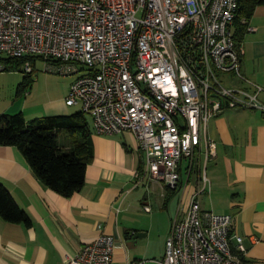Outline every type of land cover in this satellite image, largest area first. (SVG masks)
<instances>
[{"label":"built area","instance_id":"1","mask_svg":"<svg viewBox=\"0 0 264 264\" xmlns=\"http://www.w3.org/2000/svg\"><path fill=\"white\" fill-rule=\"evenodd\" d=\"M238 7L239 0H0V56L36 59L22 66L27 74L37 59L60 75L82 72L66 104L80 107L99 136L132 134L146 173L174 190L183 160H191L190 174L202 144L206 162L216 155L212 119L228 109L264 119V90L243 74L244 51L234 38ZM220 74L244 87L227 86ZM200 181L208 182L206 168ZM200 193L172 221L154 262L250 264L242 238L231 233L232 216L204 211ZM115 246L114 236L102 234L65 264H112Z\"/></svg>","mask_w":264,"mask_h":264},{"label":"crops","instance_id":"2","mask_svg":"<svg viewBox=\"0 0 264 264\" xmlns=\"http://www.w3.org/2000/svg\"><path fill=\"white\" fill-rule=\"evenodd\" d=\"M239 46L244 51L243 74L264 90V5L257 7L248 20ZM231 82V87H244L236 79ZM69 91L70 87L58 99L35 104L31 102L34 89H18L16 99L0 105V116L22 113L28 122L39 117L75 114L81 110L74 111L75 106L66 104ZM260 100L264 104V91ZM90 122L94 158L87 166L83 189L70 198L46 187L16 147L0 145V182L31 219V225L26 226L9 223L0 216V264H65L68 257L102 234L116 238L112 264H156L154 261L165 253L172 221L184 215L192 196L199 191L204 211L232 216L231 233L242 238L246 260L264 264L261 112L228 109L212 119L208 136L216 143V155L206 162V147L202 144L193 156V171L186 180L183 165L186 163L187 171L191 160H183L176 193L146 173L145 159L132 134L99 136ZM203 168L208 180L205 186L200 181ZM155 194L163 199L161 207H153ZM176 196L178 207H167ZM146 206L150 212L145 210ZM165 212L167 223L154 234L152 227ZM233 245L237 246L235 239Z\"/></svg>","mask_w":264,"mask_h":264},{"label":"trees","instance_id":"3","mask_svg":"<svg viewBox=\"0 0 264 264\" xmlns=\"http://www.w3.org/2000/svg\"><path fill=\"white\" fill-rule=\"evenodd\" d=\"M263 5L264 0H239L234 21V38L238 46L247 30L248 20L255 9ZM28 60L36 61L31 57L0 56V65L4 66L1 72L24 73L19 92L26 91L32 82L34 73L27 74L22 70ZM91 133L87 115L82 111L68 116L34 118L28 122L22 113L0 116V145L16 147L36 177L46 187L65 198L80 192L85 185L87 166L94 158ZM179 188L178 186L170 192L176 193ZM0 216L9 223L31 225L30 217L19 207L2 182Z\"/></svg>","mask_w":264,"mask_h":264},{"label":"rangeland","instance_id":"4","mask_svg":"<svg viewBox=\"0 0 264 264\" xmlns=\"http://www.w3.org/2000/svg\"><path fill=\"white\" fill-rule=\"evenodd\" d=\"M50 64L54 66V69H57L60 66L56 62H51ZM35 69L36 70L32 75V82L30 86L26 88V92H31V90L33 91L34 89V92L32 93L33 95L31 96V102H35V104L48 102L50 100L60 98L64 90L69 89L71 84L83 74L82 72H79L73 75L66 76L57 74L55 72L47 71L46 63L41 59H37ZM219 78L224 84H226L227 86H231L232 82L230 80L232 76L230 74H220ZM23 80L24 73L22 72H0V105H8V103H11L14 99H16L17 91L23 83ZM79 109L80 108H78V106H75L73 108L74 111H78ZM87 118L89 123H91L90 121H92V119L89 116H87ZM62 142H64V138H62ZM183 166V178L186 180V177L188 176V173L185 169L186 163H184ZM162 201L163 199H161L159 196H157L156 194L153 195V207H161L160 205ZM178 201L179 198L177 196L173 197L167 207H178ZM167 217V212L157 217V220L154 226L152 227V232L154 234H156L160 229L164 228L167 223Z\"/></svg>","mask_w":264,"mask_h":264},{"label":"water","instance_id":"5","mask_svg":"<svg viewBox=\"0 0 264 264\" xmlns=\"http://www.w3.org/2000/svg\"><path fill=\"white\" fill-rule=\"evenodd\" d=\"M137 237H140V235H137Z\"/></svg>","mask_w":264,"mask_h":264}]
</instances>
